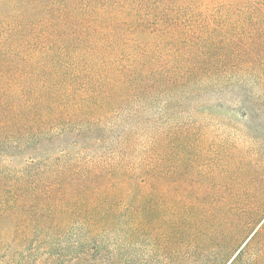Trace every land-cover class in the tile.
Returning <instances> with one entry per match:
<instances>
[{
    "label": "trees",
    "instance_id": "trees-1",
    "mask_svg": "<svg viewBox=\"0 0 264 264\" xmlns=\"http://www.w3.org/2000/svg\"><path fill=\"white\" fill-rule=\"evenodd\" d=\"M4 206L0 264H264V0H0Z\"/></svg>",
    "mask_w": 264,
    "mask_h": 264
},
{
    "label": "rangeland",
    "instance_id": "rangeland-1",
    "mask_svg": "<svg viewBox=\"0 0 264 264\" xmlns=\"http://www.w3.org/2000/svg\"><path fill=\"white\" fill-rule=\"evenodd\" d=\"M210 128H211V130L216 131V132H218L221 129L220 127H216V122H212ZM218 134H222V130H220ZM217 145L215 146V148H212L213 151L211 153H208V155H207V157L208 156L212 157L211 159H212V163L214 165H217V162H218L219 157L221 155L220 146L218 143H217ZM8 213H9V210L5 206H4V208H0V214H2V217L0 218V226H4V227L10 229L14 225L15 222H14L13 218H11V216H8ZM138 249H140V248H138ZM132 252H135V249L132 250Z\"/></svg>",
    "mask_w": 264,
    "mask_h": 264
}]
</instances>
